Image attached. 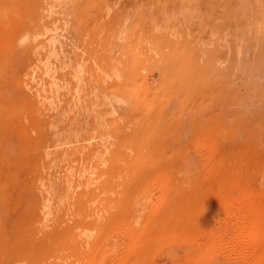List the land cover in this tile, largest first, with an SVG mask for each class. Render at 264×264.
Listing matches in <instances>:
<instances>
[{"label": "rangeland", "instance_id": "obj_1", "mask_svg": "<svg viewBox=\"0 0 264 264\" xmlns=\"http://www.w3.org/2000/svg\"><path fill=\"white\" fill-rule=\"evenodd\" d=\"M0 264H264V0H0Z\"/></svg>", "mask_w": 264, "mask_h": 264}, {"label": "bare ground", "instance_id": "obj_2", "mask_svg": "<svg viewBox=\"0 0 264 264\" xmlns=\"http://www.w3.org/2000/svg\"><path fill=\"white\" fill-rule=\"evenodd\" d=\"M5 157V156H4ZM135 159V158H134ZM128 162V161H127ZM122 166V165H121ZM127 167V166H126ZM181 168V167H180ZM116 178V177H114ZM116 185V184H115ZM95 188V187H94ZM138 195V194H137ZM99 214V213H98ZM100 219V218H99ZM205 240V239H204ZM241 240V241H240ZM239 243H241L240 245L242 246V249H247L248 248V244H249V236L244 235V238L239 239ZM245 255V254H244Z\"/></svg>", "mask_w": 264, "mask_h": 264}]
</instances>
